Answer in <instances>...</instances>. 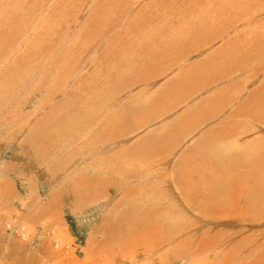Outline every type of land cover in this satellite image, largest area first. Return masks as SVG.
I'll return each instance as SVG.
<instances>
[{
  "label": "rangeland",
  "instance_id": "rangeland-1",
  "mask_svg": "<svg viewBox=\"0 0 264 264\" xmlns=\"http://www.w3.org/2000/svg\"><path fill=\"white\" fill-rule=\"evenodd\" d=\"M263 156L264 0H0V264H264Z\"/></svg>",
  "mask_w": 264,
  "mask_h": 264
},
{
  "label": "bare ground",
  "instance_id": "bare-ground-1",
  "mask_svg": "<svg viewBox=\"0 0 264 264\" xmlns=\"http://www.w3.org/2000/svg\"><path fill=\"white\" fill-rule=\"evenodd\" d=\"M163 104V103H162ZM214 115V114H213ZM235 128V127H234ZM192 130V129H191ZM222 132V131H221ZM229 132V131H228ZM224 134V133H223ZM263 158H264V156H263ZM263 161V159H259V163H261L262 161ZM261 161V162H260ZM256 163V162H255ZM259 163H257V164H259ZM256 164V165H257ZM263 164V163H262ZM256 165H255V167H256ZM261 165V164H260ZM261 167H258L257 166V169H260ZM93 169V168H92ZM261 170H263V167H262V169ZM250 178V177H249ZM184 179H186V178H184ZM256 179V178H255ZM250 180V179H249ZM235 181H237V180H235ZM246 181H247V179H246ZM246 181H245V183H246ZM259 181H261V180H259ZM258 180L256 181V183L259 185V186H263L262 185V183L261 182H259ZM170 182V181H169ZM212 182H214L213 180H212ZM211 182V183H212ZM248 182V181H247ZM236 184V186H241L240 188L241 189H239V191H243V194H245V187L247 188L246 190H247V193L246 194H248V190H249V188H248V185H247V183L245 184L244 182H242V183H238V182H235ZM245 186V187H244ZM238 192V191H237ZM172 194V193H171ZM174 194V193H173ZM235 194L236 195H238L236 192H235ZM250 194V193H249ZM260 198H262L261 196H260ZM174 199H175V197H174ZM263 200H264V197L262 198ZM98 201V200H97ZM112 201V200H111ZM186 201V200H185ZM106 202V201H105ZM182 202V205H185V203H184V201L182 200L181 201ZM187 205L189 204V203H186ZM185 208H186V206H184ZM188 212L190 211V210H187ZM250 212V211H249ZM109 214V213H108ZM199 216V215H198ZM54 226V225H53ZM63 236V235H62ZM67 252V251H66ZM66 252H65V250H63V249H58V252H52V251H48L47 250V248L46 247H41V249L38 251V253H36V252H32L31 254L30 253H27V254H25L27 257V260H28V262L27 263H25V264H45L46 262H49V264H69V263H71L72 261H73V259H72V257H70L69 255H67L66 254ZM57 254V255H56ZM142 255V254H141ZM4 257V256H3ZM76 261V260H75ZM81 262V261H80ZM10 263V262H9ZM76 262H74V264H75ZM11 264H22V262L20 263L19 262V260L18 259H15L14 258V260H12V263ZM77 264V263H76ZM81 264V263H80Z\"/></svg>",
  "mask_w": 264,
  "mask_h": 264
}]
</instances>
